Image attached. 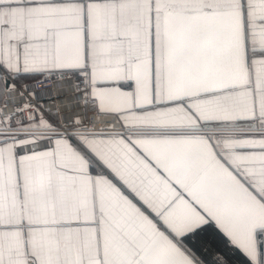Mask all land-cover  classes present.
Here are the masks:
<instances>
[{"label": "snow or ice", "instance_id": "6c2138e0", "mask_svg": "<svg viewBox=\"0 0 264 264\" xmlns=\"http://www.w3.org/2000/svg\"><path fill=\"white\" fill-rule=\"evenodd\" d=\"M0 264H264V0H0Z\"/></svg>", "mask_w": 264, "mask_h": 264}]
</instances>
